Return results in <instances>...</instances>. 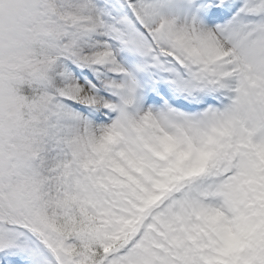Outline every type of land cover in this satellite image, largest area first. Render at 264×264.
Here are the masks:
<instances>
[{
	"label": "snow or ice",
	"instance_id": "6c2138e0",
	"mask_svg": "<svg viewBox=\"0 0 264 264\" xmlns=\"http://www.w3.org/2000/svg\"><path fill=\"white\" fill-rule=\"evenodd\" d=\"M0 264H264V0H0Z\"/></svg>",
	"mask_w": 264,
	"mask_h": 264
}]
</instances>
